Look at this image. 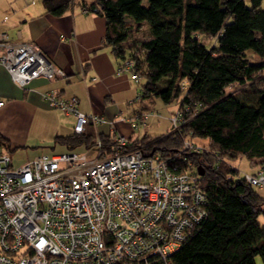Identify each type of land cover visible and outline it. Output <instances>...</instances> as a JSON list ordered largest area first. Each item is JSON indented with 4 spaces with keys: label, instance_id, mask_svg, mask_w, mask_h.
<instances>
[{
    "label": "trees",
    "instance_id": "1",
    "mask_svg": "<svg viewBox=\"0 0 264 264\" xmlns=\"http://www.w3.org/2000/svg\"><path fill=\"white\" fill-rule=\"evenodd\" d=\"M41 4L52 15H61L72 4L103 15L100 46L119 62L131 59L128 72L131 79L137 78L135 82L144 78L129 104L155 94L164 102L174 99L178 108L186 105L181 134L209 147L205 152L185 151V158L174 157L181 144L174 130L147 141L143 134L128 144H142L145 153L159 152L177 169L188 159L199 175L205 196L203 216L166 256L167 264H256V255L264 264V223L258 221L259 215L264 216V198L229 162L237 155L248 164L264 158V88L254 90L255 103L226 91L258 69L252 55L264 56L262 0H146L145 5L141 0H41ZM126 17L136 24L147 23L148 37L138 42V50L132 43H122L130 28ZM204 38L213 41L205 44ZM141 109L135 108L137 113ZM96 138L102 151L114 142L112 134L95 132L90 122L79 133L53 135L54 141L83 148ZM4 140L0 137L1 144ZM197 165L203 168L201 174ZM146 264L165 263L152 254Z\"/></svg>",
    "mask_w": 264,
    "mask_h": 264
},
{
    "label": "built area",
    "instance_id": "2",
    "mask_svg": "<svg viewBox=\"0 0 264 264\" xmlns=\"http://www.w3.org/2000/svg\"><path fill=\"white\" fill-rule=\"evenodd\" d=\"M0 64L19 86L38 76L66 75L36 43L20 38L18 29L14 39L0 30ZM130 65L131 59L123 57L117 70L128 71ZM42 96L74 114L75 133L100 120L96 112L78 110L74 95L63 97L49 89ZM184 110L186 105L168 115L169 131L181 138L174 157L209 151L204 142L181 134ZM149 114L146 110L130 117L131 128L144 125ZM113 140L102 151L96 138L86 148L93 156L82 151L39 153L16 166L0 143V264H146L152 254L168 263L166 256L203 216L199 175L188 159L177 169L157 151L145 153L138 144L128 147L123 133ZM241 176L264 186V158L255 171Z\"/></svg>",
    "mask_w": 264,
    "mask_h": 264
},
{
    "label": "crops",
    "instance_id": "3",
    "mask_svg": "<svg viewBox=\"0 0 264 264\" xmlns=\"http://www.w3.org/2000/svg\"><path fill=\"white\" fill-rule=\"evenodd\" d=\"M17 29L20 38L36 43L66 75L50 79L38 76L19 86L0 64V137L5 139L2 146L6 150L17 145L18 131L55 111H61L67 121L59 125L61 133H56L73 132L74 114L51 106L42 96L49 89L63 97L74 95L78 110L98 113L100 120L91 123L95 132L112 134V138L123 133L129 142L144 134L149 118L142 128H131L129 123L137 113L134 103L129 104L134 98L131 76L127 70L118 71V59L107 47L100 46L105 29L103 15L82 10L76 4L61 15H52L44 10L41 1L0 0V30L14 39ZM249 165L253 172L259 162Z\"/></svg>",
    "mask_w": 264,
    "mask_h": 264
},
{
    "label": "rangeland",
    "instance_id": "4",
    "mask_svg": "<svg viewBox=\"0 0 264 264\" xmlns=\"http://www.w3.org/2000/svg\"><path fill=\"white\" fill-rule=\"evenodd\" d=\"M40 1L41 0H35L37 3ZM141 3L145 5L146 0H141ZM263 4L264 0H262V5ZM124 21L130 23V28L126 39L122 43L124 46H128L130 43H132L133 46H136V50H138V42L148 37V31L146 28L147 23L143 21V23L136 24L131 22L132 20L128 17H126ZM203 40L205 44H209L211 41H213L211 39L205 38ZM250 59L259 63L258 69L255 70L252 77L246 82L230 84L226 87V91H230L242 101L247 103H255L257 93H255L254 90L264 88V56L259 57L257 55H252ZM143 82V77L138 78V82L132 81L134 97L136 96L140 84ZM158 84H162V79L158 80ZM133 105L138 108H144L142 111L150 110L148 117L149 119L144 128V134L147 136L145 141H147L153 136L167 132L165 131V124L167 122L169 130L168 115L176 109L177 102H175L174 99L164 102L159 97V95L151 94L149 97L136 99V102ZM154 112L159 113L155 114ZM66 122L67 121L65 120V116L62 114V112L55 111L50 113L46 118L42 117L40 120L32 122L30 127L28 126L24 130L18 131L16 136L20 140L18 139L19 141L16 143L17 145H15L12 150H7L11 157V164L13 166L19 165L39 153L52 154L70 151H82L85 152L87 156H93V151H88L81 145L69 147L62 142L53 140V135L59 134L56 132H60V130H62L59 125L65 124ZM138 132L143 133L140 130H138ZM198 140L202 142V140ZM140 146L143 148L142 144ZM229 162L238 169L239 175H242L244 171H251V166L248 164V160L244 156L237 155L234 157V159H230ZM254 188H256V190L264 198V186H254ZM258 221L263 224L264 216L259 215ZM254 260L256 264H261V258L259 255H256Z\"/></svg>",
    "mask_w": 264,
    "mask_h": 264
},
{
    "label": "water",
    "instance_id": "5",
    "mask_svg": "<svg viewBox=\"0 0 264 264\" xmlns=\"http://www.w3.org/2000/svg\"><path fill=\"white\" fill-rule=\"evenodd\" d=\"M197 171L201 174L203 172V168L200 165H197Z\"/></svg>",
    "mask_w": 264,
    "mask_h": 264
}]
</instances>
